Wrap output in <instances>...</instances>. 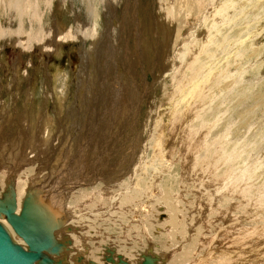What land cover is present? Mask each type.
<instances>
[{
  "label": "rangeland",
  "instance_id": "obj_1",
  "mask_svg": "<svg viewBox=\"0 0 264 264\" xmlns=\"http://www.w3.org/2000/svg\"><path fill=\"white\" fill-rule=\"evenodd\" d=\"M23 1L0 3L1 198L77 227L64 264H264V0Z\"/></svg>",
  "mask_w": 264,
  "mask_h": 264
},
{
  "label": "water",
  "instance_id": "obj_2",
  "mask_svg": "<svg viewBox=\"0 0 264 264\" xmlns=\"http://www.w3.org/2000/svg\"><path fill=\"white\" fill-rule=\"evenodd\" d=\"M32 191H36L32 189ZM36 193V192H35ZM44 201V200H43ZM47 205L48 203L44 201ZM37 200L32 195L27 194L22 202L17 214L16 199L14 191L10 195H3L0 198V264H64L60 258L66 243L56 238V233L61 227L62 218L54 216L50 209L56 213L49 205ZM56 215V214H55ZM2 219L13 231L15 236L22 240L23 245L17 243L9 232V228L2 222ZM63 222V221H62ZM64 233L77 230L75 226H65ZM85 252L88 246L83 245ZM107 255L104 261L108 264H128L121 256L114 259V248L105 246ZM151 249L146 254H141L140 264H168L164 258L153 254ZM84 259L83 252L73 257L77 264H81ZM160 261V262H159ZM87 264H97L89 260Z\"/></svg>",
  "mask_w": 264,
  "mask_h": 264
},
{
  "label": "bare ground",
  "instance_id": "obj_3",
  "mask_svg": "<svg viewBox=\"0 0 264 264\" xmlns=\"http://www.w3.org/2000/svg\"><path fill=\"white\" fill-rule=\"evenodd\" d=\"M51 0H46V3H48L49 4V2H50ZM102 2L104 3V7H109V11H112L113 10V7H114V3L116 2L117 3V0H102ZM0 3H1V0H0ZM3 3V2H2ZM8 3V4H7ZM7 6L9 7V12H10V10H11V12H13L14 14H15V16H16V14L18 15V13H20L19 14V16L20 15H23V13H27V12H29V10H28V5L29 4H27L25 1H23V0H7ZM26 3V4H25ZM115 3V4H116ZM30 6V5H29ZM39 6H40V4H39V1H37L34 5H33V8L32 9H34V10H32L33 11V14H31L32 16H31V19H37V17H39V14H38V9H39ZM108 9V8H107ZM133 11V10H132ZM136 13V12H135ZM126 14V13H125ZM128 14V13H127ZM20 18V17H19ZM11 20V19H10ZM132 20V19H131ZM13 21V20H12ZM127 22V21H126ZM37 23H39V27H38V29L37 30H35L31 35H30V39H31V41H30V43L31 42H42V41H44L45 40V38L47 37V39H49V34H45V32H46V30H44L45 28H42V26H41V23H42V19H41V15H40V17L37 19ZM19 24L22 26V24H23V22L21 21V19L19 20ZM12 24H10V26H11ZM21 27L19 26V30L17 31V33H16V36H17V41H19L20 42V36H21V34H22V28L20 29ZM53 31V32H52ZM51 32H50V34H51V38H52V41H53V45L55 46L56 45V43L57 42H59L60 40H68V39H80V40H84V39H86V38H89L90 37V31H89V29H87V28H83V27H81L80 26V24H77V25H75V28L73 29V31L72 32H70V31H67L66 33H59L58 32V30L56 29H54V30H52ZM14 32V31H13ZM178 32H179V30H178ZM9 35H11V36H13L14 35V33H13V35L11 34V28L9 27V28H6L5 30L3 29V31H2V33H1V37L2 36H4V37H8ZM177 37H178V35H176ZM178 44V43H177ZM17 166V165H16ZM15 167V166H14ZM16 168V167H15ZM8 169V168H7ZM6 170V169H5ZM13 170H14V168H13ZM33 170V169H32ZM6 172V171H5ZM23 174H24V171H23ZM25 174H26V172H25ZM27 174H28V172H27ZM5 175V174H4ZM25 176V175H24ZM25 179V178H24ZM18 180H22V178H19V177H17V181ZM9 184V183H8ZM35 184V183H34ZM26 185H27V183H26ZM26 185H24V186H26ZM11 186V185H10ZM32 187V186H31ZM11 188V187H10ZM29 188V191H27L28 193L27 194H30V195H32L34 198H36L37 200H39V201H41L38 197H37V195H35V194H33L32 192H31V188L30 187H28ZM27 188V189H28ZM3 189H5V187L3 188ZM12 190V189H11ZM15 190V189H14ZM0 191H1V187H0ZM4 191V190H3ZM9 191V190H8ZM10 192V191H9ZM26 194V193H25ZM24 194V195H25ZM55 197V196H54ZM53 197V198H54ZM0 198H1V196H0ZM52 198V199H53ZM56 198V197H55ZM47 205V204H46ZM55 209V208H54ZM19 211V210H18ZM15 212H17V211H15ZM53 214H54V212H53ZM57 215H59L58 213H56ZM65 214V213H64ZM56 215V216H57ZM60 216H61V214H60ZM72 217V216H71ZM76 217V216H75ZM70 218V217H69ZM63 219V218H62ZM64 220H65V218H64ZM175 220V219H174ZM66 221V220H65ZM2 222L5 224V225H7L6 224V222L4 221V219H2ZM61 227L59 228V231H61V229H63L65 226H66V224L65 223H63L62 221H61ZM139 223V222H138ZM173 223V222H172ZM7 227L9 228V232H10V234H11V236L13 237V239L17 242V243H20L21 245H23V243H22V240L21 239H19V238H17L16 236H15V234L13 233V231L10 229V227L7 225ZM58 232V231H57ZM78 234V233H77ZM152 236V235H151ZM76 237V236H75ZM57 238V237H56ZM82 238V237H81ZM61 242H63V241H61ZM79 243V242H78ZM75 244V243H74ZM215 245V244H214ZM95 246V245H94ZM73 248H74V246H73ZM75 249H78V248H75ZM95 249V248H94ZM91 250V249H90ZM98 250V249H97ZM73 253V252H72ZM114 254V256H115V252L113 253ZM73 256H71V260H72V257H74V256H76V255H79L78 254V252L76 253V251H75V253L74 254H72ZM88 255H89V253H88ZM92 255V254H91ZM60 257V256H59ZM63 257V256H62ZM85 257V256H84ZM62 259V258H61ZM94 259V258H93ZM102 259V258H101ZM115 259V258H114ZM98 261H99V259H97ZM74 261V260H73ZM88 261V260H87ZM101 261V260H100ZM132 262V261H131ZM69 264V263H68ZM76 264V263H75ZM83 264H84V261H83ZM104 264H108V263H104Z\"/></svg>",
  "mask_w": 264,
  "mask_h": 264
}]
</instances>
